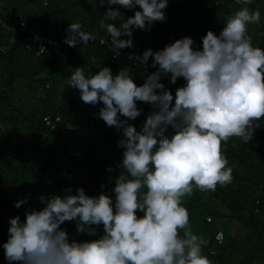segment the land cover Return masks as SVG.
I'll return each mask as SVG.
<instances>
[{
  "label": "clouds",
  "instance_id": "1",
  "mask_svg": "<svg viewBox=\"0 0 264 264\" xmlns=\"http://www.w3.org/2000/svg\"><path fill=\"white\" fill-rule=\"evenodd\" d=\"M98 3L108 6L100 20L107 35L72 21L63 37L69 46H87L99 38L112 50L135 48L136 30H150L168 19L169 0ZM217 3L210 0L209 6ZM115 5L134 14L125 19L126 13ZM260 20V8L245 5L227 17L218 33L207 29L202 47L184 35L157 50L130 53L143 65L152 58L155 71L145 68L141 84L130 65L118 72L108 65L90 72L72 66L67 82L83 102L100 105L96 115L121 134L117 146L123 149L122 160L116 165L121 171L101 183V189L112 184L108 191L88 194L84 186L73 191L69 185L61 193L41 194L43 207L29 206L24 218L9 217L3 243L9 264H212L204 252L207 241L193 231L183 201L195 188L214 190L218 183L233 180L223 142L233 136L251 139L253 124L264 117V47L254 45L248 32L249 24ZM180 77L185 83L175 94L162 82L167 78L174 84ZM138 101L151 105L139 129L130 122L143 112ZM108 170L115 168L108 165ZM28 200L18 198L14 206ZM65 221L75 222L77 234L87 226L96 238H77L61 227Z\"/></svg>",
  "mask_w": 264,
  "mask_h": 264
},
{
  "label": "trees",
  "instance_id": "2",
  "mask_svg": "<svg viewBox=\"0 0 264 264\" xmlns=\"http://www.w3.org/2000/svg\"><path fill=\"white\" fill-rule=\"evenodd\" d=\"M0 1L4 5V12L7 14L15 11L22 12L28 22L35 20L56 27L55 18L59 17L64 22L61 29L65 30L70 19L75 18L72 21H80L87 31L102 33L105 30L100 28V20L103 19V13L108 6H99V3L94 5L95 0H91L90 3L89 0ZM44 1L47 2V5H44ZM83 1H87L88 4L84 5ZM261 2L262 18L264 15V0H256L255 6ZM195 3L188 2V0H169L166 9L168 19L163 23L155 22L150 30H136L134 33L136 47L132 49L137 54L142 55L148 47L157 50L164 47L166 43L184 35L193 36L200 42L199 46L202 47L201 36L206 33V30L211 28L218 33L227 17L238 9L237 4L241 7L239 1L236 4L232 0H218L217 5L214 6H209V1V4H203L204 6L200 9L194 6ZM114 7H120L121 11L126 13L125 19L128 15L134 14V10L125 9L121 5H115ZM206 13L210 15V18ZM67 15L69 16L67 17ZM260 22L249 24V28H253L252 30L255 31L252 39L253 44L264 47V29L260 27ZM8 38V33L0 26V43L8 42ZM151 59H149L148 65H143L142 61L139 60V65L132 69L138 84L144 82V77L147 74L145 68L148 71H155V68L150 66ZM80 65L85 68L86 72L96 71L104 65L111 66L114 72H118L121 67L128 64L122 59L121 55L114 54L111 50L97 43L77 47L66 44L62 47L49 49L41 56H35L28 53L22 43L17 40L6 52H0V124L7 129V134L0 137V193H2V196L0 194V264H9L5 258L3 248V243L9 235V217L20 214L24 218L25 209L29 206L43 207L38 199L41 194L58 193L61 185L56 183L55 179L62 169L58 165V156H64L68 161L67 166H70V168L66 170V173H73L72 184L75 187L84 186L88 194H97L100 191L111 189V183H108L105 189H101L100 185L101 183H107L110 176H117L121 171L120 168L116 167L118 164V162L116 163L117 151H120V154L123 153V149L117 146L121 134L117 132L114 126H108L102 118L96 115L100 105H86L80 98L78 89L71 87L69 83L63 82L61 79L62 73L73 69L72 66ZM16 81L27 82L30 84V88L36 82L40 87L39 89H42V98L37 103H30L31 108L29 110L24 109L25 103H29L26 97L20 95L18 100L15 101L17 91L14 83ZM162 82L170 87L175 94V89L178 87L177 83L184 84L185 80L180 77L173 84L169 79L162 78ZM138 106L143 109V112L136 120L130 122L136 124L139 129L141 122L146 119L147 114L151 111V105L138 101ZM8 109L17 112V119L9 114ZM47 112L59 113L64 121L70 122L69 124L73 127L83 129L84 134L57 131L43 136L44 128L41 118ZM18 120L24 122L23 127L17 130L13 129L14 126L11 128V124H16ZM252 127L253 136L251 139L245 141L241 137L233 136L227 140L229 142L223 143L222 147L224 148L222 149L227 150L230 158L233 157L232 159H234L237 156L238 162H246L247 159L252 161L256 158V155L260 154L264 148V133L259 126L253 125ZM171 131L170 128L169 132ZM93 134L96 135V138H93ZM70 141L72 144H69ZM42 157L45 160H40ZM39 162L43 164V167H39ZM108 165H112L115 171L109 172ZM36 168L41 170L42 175L36 172ZM252 168L256 169V174L252 179L256 184L259 177H264V157L258 158V161L255 164L253 163ZM48 178L54 180V183H48ZM249 188V183L241 185L234 192L224 194L223 201L226 202L230 210L235 211L232 217L243 224L242 231L246 228L251 233L247 235L246 239L255 240L259 243V240H264V227L260 226L261 223L257 221L255 216L263 210L264 189L261 196L247 198L250 192ZM12 190L29 193L39 202L28 200V203L17 208L14 206V201L25 196V194L19 195L14 191L12 192ZM110 194L115 195L111 192ZM242 196L246 197L245 200L242 199ZM197 200L199 201L200 197L193 194L185 202L191 220L196 221L194 228L191 223L192 229L205 237L207 243L203 246L204 252L212 262L217 259L218 262H214L215 264H230L222 255L215 256L216 249L219 247L214 248L215 254L210 253L213 245H209L213 241L216 230L212 235L209 231H205L208 228L206 223L210 224L206 221L207 216L205 217V225L201 226V223H199L204 213L210 209L203 206L200 211L195 210L194 203ZM250 209L253 210V213L247 211ZM245 211L249 212L246 218L239 213ZM212 215L217 218L221 216V213L212 211ZM197 225L201 226L200 230L195 228ZM61 227H67L69 232L77 235L79 239L96 238V236L87 233V226L84 229L86 232L77 234L74 221H65ZM99 232H103L102 225H100ZM223 232L225 238L221 247L225 250V241L227 239L232 240L227 237L225 231ZM227 247L226 256H232L236 259V244H233V242L227 243ZM251 251H245L247 253L239 264H252L255 255L260 252L264 254V245L262 249H255V253ZM11 264H20V262L13 261Z\"/></svg>",
  "mask_w": 264,
  "mask_h": 264
},
{
  "label": "rangeland",
  "instance_id": "3",
  "mask_svg": "<svg viewBox=\"0 0 264 264\" xmlns=\"http://www.w3.org/2000/svg\"><path fill=\"white\" fill-rule=\"evenodd\" d=\"M232 1H233V3L236 2V4L239 1V3L241 4V7L247 5L250 8H253V7L254 8H257V7L260 8V6L262 4V2L260 4L257 3L256 6H255L256 0H232ZM44 2H46V1H44ZM90 2H91V0H89V3ZM188 2H193V1L188 0ZM195 2H193V3H195L194 6L199 7L198 9H200L201 7L204 6L201 2L200 3L198 1H195ZM83 3H84V5L88 4L87 1H83ZM97 3H98V0H95L94 1V5H96ZM46 5H47V2H46ZM237 7L239 8L240 5L237 4ZM68 16L69 15H67V17ZM208 17L210 18V15H208ZM72 19H75V18H71L69 23L72 22ZM55 22L57 23V25H59V26L56 25L57 28H62L63 27L62 24L64 22L59 17L55 18ZM252 29L253 28H248V32L252 36V39H253L255 31L252 30ZM72 71H73V69H71L68 72L62 73L63 76H61V79H62L63 82L68 83L67 82V78L70 76ZM14 84L16 85V91H17L16 95H15V101H17L18 97L21 95L23 97H26V100L29 102V103H25V106H24L25 110H29L31 108L30 103H33V104L37 103L38 100L40 98H42V89H39L40 87L38 86V84L36 82L32 85L31 88H30V84L29 83L23 82V81H16ZM29 88L33 89V90H30ZM26 104H28V105H26ZM87 104L88 103H86V105ZM8 111H9V114L12 115V117H16V119H17V112L12 111L11 109H8ZM18 117H19V115H18ZM23 124H24V122H21L20 120H18L16 122V124H14V125L11 124L10 127L12 128L14 126L13 129L17 130L18 128L23 127ZM6 130L7 129L5 128V126H2V124H0V137H2L3 135L7 134ZM13 132H15V131H13ZM93 138H96L95 134H93ZM227 142H229V141H225L223 143H227ZM69 144H72V142L70 141ZM222 148H224V147H222ZM222 151L227 155L228 160H229V164L233 167V180L230 183H227V184H224V185H221V184L218 183L217 187L214 190H212V189L200 190L199 188H195L194 191L191 194L186 195L185 200L183 201L184 203L187 202L190 199L191 195H193V194L194 195H198L200 197L199 203L202 205V207L204 206V207H206V209H210V210H208V212L206 211L204 213V216L200 219V222H199V223H201V226L203 224L205 225V223H206L205 222V217L208 216V215H210L212 217V221L209 222L210 224L206 223V225H208V228H206V230H205V231H209V233H211L210 235H212L213 232L215 231L214 223H217L218 225H220V224H224V223H230L232 221V219L230 217H227V216L222 218V219H221V217H217V219L215 221V217L212 215V211H214L215 208H218L220 206V204H221L222 208L225 209L224 206L226 205V202L223 201V195L224 194H227V193H229L231 191L234 192L241 185H246L248 183L250 185V188H249L250 192H249V196H247V198L261 196L262 192H263L262 190L264 189V177H259L258 180H256V184H254V182L252 180L254 178L255 174H256V169L252 168V165H253V163L255 164L258 161V158L264 157V148L261 150L260 154L256 155V158L252 159V161H248V159H247L246 162H241V161L238 162L237 161L238 160L237 156L234 157V159H235L234 160V159H232L233 157L232 158L229 157V154H228L227 150L222 149ZM57 159H58V165L62 167L60 173L57 175V178L55 179V182L56 183H60V185H61L60 188H59L58 193H61L62 189L64 187L69 186V185L72 186L73 187V191H75L76 187L72 184V180H73L74 175H73V173H66V170L70 168V166H67L68 165V161L64 158V156H61V155L58 156ZM121 159H122V153L120 154V151H117L116 163L121 161ZM40 160H45V159H44V157H42V159H40ZM39 163H41V162H39ZM40 171H41L40 169L36 168V172L37 173L41 174ZM47 182L48 183H54V180H50L48 178ZM0 194L2 196V193H0ZM244 196H242L243 200H245V198H246ZM208 206L210 208H207ZM247 211H250V213H253L252 209L247 210ZM239 213L241 215H243V217L246 218V217H248V213L249 212L247 213L245 211L244 213L243 212L242 213L239 212ZM255 217H257V221L259 223H261L260 226L264 227V224H263L264 223V205H263L262 212L259 215L255 216ZM234 225H235V223H234ZM201 226L199 227L197 225L195 228L200 230ZM91 227H96V226L93 225ZM99 228H100V226H99ZM241 232H242V234L243 233H245L247 235L251 234L249 232V230L247 231L246 228H244L243 231H241ZM87 233L92 234L91 233V229H89L88 227H87ZM245 234H243V235H245ZM259 241H260L259 242V248L262 249V247L264 245V240H259ZM1 253H2V251H1ZM263 258L264 257L261 255V259H262L261 261H263ZM239 259H240V257L238 255V257H236V260H234V262L232 264H239V262H240ZM258 264H263V263H258Z\"/></svg>",
  "mask_w": 264,
  "mask_h": 264
},
{
  "label": "built area",
  "instance_id": "4",
  "mask_svg": "<svg viewBox=\"0 0 264 264\" xmlns=\"http://www.w3.org/2000/svg\"><path fill=\"white\" fill-rule=\"evenodd\" d=\"M193 2L198 1L202 4H209L210 0H192ZM0 1V26L5 29L8 33L9 38L8 42L0 43V47L6 45L7 47L0 52H6L11 45H13L17 40H19L24 49L35 56H41L49 49L55 47H62L66 45L63 41V37L66 34L64 30L61 28H57L53 25H49L46 22H36L35 20L28 22L25 15L22 12L15 11L13 13L7 14L3 11V3ZM197 2V3H198ZM46 5V2H44ZM260 27L264 29V15L261 18ZM95 32V31H92ZM262 34V32L260 31ZM100 35H107L106 29L99 33ZM126 38V37H125ZM99 44L101 46L106 47L108 50H111L114 54L121 55L122 59L127 62L128 65L132 67V69L136 68L140 62L139 57H130V53L137 54L132 48H122L118 50L109 49L106 45H102L99 41V38L96 40H90L88 45L90 44ZM178 86L183 84L177 83ZM48 87V86H47ZM41 122L44 128L43 136H47L49 133L62 131L65 133H76V134H84L83 129H79L73 127L70 122H66L62 119L61 115L47 112L41 118ZM253 125H257L262 129L264 133V117L260 118ZM86 135V134H85ZM39 167H43V164L38 163ZM29 197V201L39 202L35 200L29 193H23L20 190H12V192ZM142 214V213H141ZM207 222L212 221L211 216L206 217ZM224 232L222 230H216L213 237V248L210 250L211 254H215V249L217 247H221L224 242Z\"/></svg>",
  "mask_w": 264,
  "mask_h": 264
},
{
  "label": "crops",
  "instance_id": "5",
  "mask_svg": "<svg viewBox=\"0 0 264 264\" xmlns=\"http://www.w3.org/2000/svg\"><path fill=\"white\" fill-rule=\"evenodd\" d=\"M200 201V200H199ZM199 201L197 200L195 203H194V209L195 210H201V207L202 205L199 203ZM223 205V204H222ZM225 205V204H224ZM207 208H210L209 206ZM214 211H218L221 213V219L224 218V217H230L232 219V221L230 223H224V224H220L218 225L217 223H214V227H215V230H222V231H225V234H227L229 237V239H231L232 241L230 240H226L225 241V250L222 249V247H219L216 249V254L215 256L218 255L224 258H226L228 260V262L230 264L233 263L235 259V257H232V256H229L227 257L226 254L228 252V247H227V243H231L233 242V244H236V257H240L239 261H241L243 259V256L247 253L245 251H249V250H252L251 252L252 253H255V249L258 250L259 248V243L255 240H249V239H246L247 237V234L243 235L242 234V227H243V224L240 223L239 220H237L236 218L234 219L232 216L234 214V210H230L227 205H225V209L222 208L221 204L218 208H215ZM217 218H215V221H216ZM190 222L192 223L193 225V228H194V225H196V221L194 219L191 220L190 218ZM235 223V225H234ZM196 232V230H194ZM243 235V236H242ZM213 245V241L211 242V244L209 246ZM250 252V253H251ZM258 253V252H257ZM220 254V255H219ZM261 255L264 257V254H262L261 252L257 255H255V258H254V261L252 264H258V263H263L264 264V258H263V261H261ZM216 257V258H218ZM234 258V260H232ZM214 262H218L217 259H214ZM214 262H212L213 264H215Z\"/></svg>",
  "mask_w": 264,
  "mask_h": 264
}]
</instances>
